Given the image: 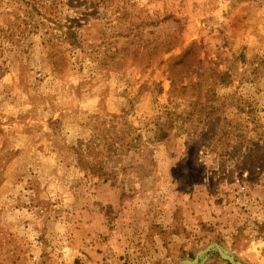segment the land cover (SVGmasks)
<instances>
[{"label": "rangeland", "instance_id": "1", "mask_svg": "<svg viewBox=\"0 0 264 264\" xmlns=\"http://www.w3.org/2000/svg\"><path fill=\"white\" fill-rule=\"evenodd\" d=\"M214 242L264 264V0H0V264Z\"/></svg>", "mask_w": 264, "mask_h": 264}, {"label": "water", "instance_id": "2", "mask_svg": "<svg viewBox=\"0 0 264 264\" xmlns=\"http://www.w3.org/2000/svg\"><path fill=\"white\" fill-rule=\"evenodd\" d=\"M212 250H217L222 255V257L230 260L233 264H247L236 259L231 252H229L224 246L217 242L211 243L206 248L199 250L194 259H184L178 264H202L203 260L208 255V252Z\"/></svg>", "mask_w": 264, "mask_h": 264}, {"label": "trees", "instance_id": "3", "mask_svg": "<svg viewBox=\"0 0 264 264\" xmlns=\"http://www.w3.org/2000/svg\"><path fill=\"white\" fill-rule=\"evenodd\" d=\"M65 34H66V39L69 41V42H71V43H73V40L71 39V37L73 36V33L71 32V31H66L65 32ZM162 137L164 136V134H162L161 135ZM160 136V137H161ZM138 137H141V135H138ZM85 160H87V162L86 163H88L89 165V169L90 170H92V168L94 169V168H97V166L98 167H100V164H98L97 162H92V161H88V159H85ZM93 172H96V171H93ZM105 171H103V169H99V172H98V175H104L105 173H104Z\"/></svg>", "mask_w": 264, "mask_h": 264}]
</instances>
